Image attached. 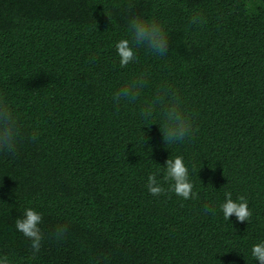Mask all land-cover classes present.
<instances>
[{
	"label": "trees",
	"instance_id": "obj_1",
	"mask_svg": "<svg viewBox=\"0 0 264 264\" xmlns=\"http://www.w3.org/2000/svg\"><path fill=\"white\" fill-rule=\"evenodd\" d=\"M200 14L204 23L190 20ZM135 17L168 31L121 67L116 43ZM135 103L113 101L134 75ZM168 85L194 134L165 144L142 103ZM0 99L17 118L14 155L0 152V258L10 264H258L264 243V0H0ZM153 124V125H152ZM34 137V138H33ZM181 156L195 198L165 181ZM156 174L165 189L148 191ZM226 193L252 215L226 220ZM42 215V247L15 227ZM206 209H208L206 211ZM60 225L64 238L53 236Z\"/></svg>",
	"mask_w": 264,
	"mask_h": 264
},
{
	"label": "clouds",
	"instance_id": "obj_2",
	"mask_svg": "<svg viewBox=\"0 0 264 264\" xmlns=\"http://www.w3.org/2000/svg\"><path fill=\"white\" fill-rule=\"evenodd\" d=\"M190 22L199 26L205 21L200 14H194ZM128 30L130 37L121 39L116 43L117 54L120 58L119 63L122 68L136 61V50L139 48H146L161 57L166 55L169 38L166 26L162 22L157 19L135 17L130 20ZM147 84L146 74L134 75L113 93L114 103L117 105L135 103L141 97ZM140 116L144 120L158 121L153 124L159 125L163 142L166 145L183 142L196 130L193 118L184 109L180 96L166 84L158 87L151 98L142 103ZM21 139L22 135L17 118L8 104L0 99V152L14 155ZM165 163L166 175L164 180L173 182L170 190L184 199L195 198L196 194L193 192V184L189 180L188 168L185 166L183 158L181 156H176L175 159L168 158ZM148 191L153 196H159L165 192V189L158 183L156 174H151L148 177ZM225 195L227 197L226 202L221 205L224 218L229 220L231 216L235 215L237 221L248 222L252 212L249 210L245 198L241 196L238 198L239 202H235L230 193ZM42 219L40 213L28 208L25 210L23 218H18L15 221L16 229L31 241L33 253L39 252L42 247L44 239V234L40 228ZM67 231L66 225H60L53 236L56 240H61ZM252 255L258 264H264V243L254 245ZM0 264H10L8 257L0 258Z\"/></svg>",
	"mask_w": 264,
	"mask_h": 264
}]
</instances>
